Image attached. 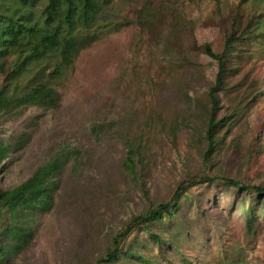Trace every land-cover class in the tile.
<instances>
[{
  "label": "rangeland",
  "instance_id": "rangeland-1",
  "mask_svg": "<svg viewBox=\"0 0 264 264\" xmlns=\"http://www.w3.org/2000/svg\"><path fill=\"white\" fill-rule=\"evenodd\" d=\"M239 1H98L96 35L58 79L59 106L0 116V140L10 146L0 188L18 185L50 159L64 162L48 208L20 220L29 235L0 264H97L133 216L167 201L183 180L264 184V37L226 78L218 117L228 119L208 154L203 130L217 62L188 46L191 32L220 51L226 20L236 15L244 24L264 10ZM46 2L0 0V7H18L42 24ZM176 37L185 56L167 49ZM127 141L138 147L135 175L122 166ZM184 195L172 220L135 225L119 248L153 264H264V216L253 233L245 226L241 201L250 196L219 182ZM104 264L143 263L120 254Z\"/></svg>",
  "mask_w": 264,
  "mask_h": 264
},
{
  "label": "trees",
  "instance_id": "trees-1",
  "mask_svg": "<svg viewBox=\"0 0 264 264\" xmlns=\"http://www.w3.org/2000/svg\"><path fill=\"white\" fill-rule=\"evenodd\" d=\"M13 1L34 6L38 0ZM98 1L104 4L111 2L47 0L43 8L42 24L31 22L29 13L18 7H0V116L16 114L27 106L47 110L59 106L60 96L56 87L58 79L62 75L63 66L71 64L85 41H90L87 38L93 39L96 35V31H91V25L95 22ZM248 2L264 7V0L239 1L240 4ZM250 24L253 25L250 27ZM118 28L115 26V29ZM220 28L223 35L220 51H215L208 42L199 44L191 32L188 45L189 50L201 52L217 62V72L207 90L208 108L203 130L207 154L214 149L218 132L228 119V116L218 117L221 109L220 93L227 76L240 69L239 65H233L236 58L252 47L258 38L264 37V10L257 20L249 19L244 24L241 17L233 15ZM170 34L174 35L173 32ZM167 49L170 54L185 56L183 45L177 41V37L167 45ZM126 146L122 166L129 174L135 175L138 147L131 141H127ZM9 150L10 146L0 140V165ZM63 164L61 158L55 157L39 166L18 185L0 188V259L22 244L29 235V230L19 223L20 220L48 208ZM211 182L228 186L239 195L250 196L249 202H245L243 197L241 202L246 230L253 233L259 218L264 216V184L204 175L181 181L167 201L159 202L154 208L133 216L128 227L113 237L111 247L98 259L97 264L114 263L120 254L143 264H153L140 254L121 250L119 246L122 239L135 225L145 226L165 218L172 220L188 187ZM149 236L159 245L165 244L159 235L150 232Z\"/></svg>",
  "mask_w": 264,
  "mask_h": 264
}]
</instances>
